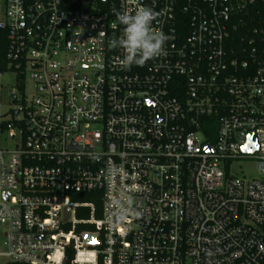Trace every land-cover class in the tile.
I'll return each instance as SVG.
<instances>
[{
  "label": "built area",
  "instance_id": "built-area-1",
  "mask_svg": "<svg viewBox=\"0 0 264 264\" xmlns=\"http://www.w3.org/2000/svg\"><path fill=\"white\" fill-rule=\"evenodd\" d=\"M0 3V256L264 264V26L244 58L226 50L233 16L264 0ZM137 5L167 40L125 66L109 41ZM245 161L259 177L238 175ZM90 192L101 207L75 199Z\"/></svg>",
  "mask_w": 264,
  "mask_h": 264
},
{
  "label": "trees",
  "instance_id": "trees-1",
  "mask_svg": "<svg viewBox=\"0 0 264 264\" xmlns=\"http://www.w3.org/2000/svg\"><path fill=\"white\" fill-rule=\"evenodd\" d=\"M74 3L79 4V0H73ZM264 7L258 4H248L240 12H238L232 18V27L230 24L229 36L226 42V50L230 52L232 56L245 57L246 52H250L253 46L261 45V29L264 26ZM234 26V28H233ZM6 32L4 29L0 28V69L5 65V50H6ZM94 194L99 192H90L76 195L75 199L81 202L94 201L97 207H101V199L98 200L92 198ZM98 216L99 214L96 213ZM78 217L85 218L87 214H78ZM92 227L87 224H79L76 231H90ZM57 254L56 257H58ZM73 258V250L68 248L66 251V259L64 264H75L71 260ZM81 262H91V254H85L83 258L80 259ZM6 264H25L21 262H10L7 261ZM88 264V263H82ZM96 264H102L101 260L98 259Z\"/></svg>",
  "mask_w": 264,
  "mask_h": 264
},
{
  "label": "clouds",
  "instance_id": "clouds-1",
  "mask_svg": "<svg viewBox=\"0 0 264 264\" xmlns=\"http://www.w3.org/2000/svg\"><path fill=\"white\" fill-rule=\"evenodd\" d=\"M155 13L149 7L137 5L115 13V23L122 26V34L109 41L110 47L122 50L125 66L141 65L161 54L167 36L153 28Z\"/></svg>",
  "mask_w": 264,
  "mask_h": 264
},
{
  "label": "rangeland",
  "instance_id": "rangeland-1",
  "mask_svg": "<svg viewBox=\"0 0 264 264\" xmlns=\"http://www.w3.org/2000/svg\"><path fill=\"white\" fill-rule=\"evenodd\" d=\"M3 5L0 3V18L2 17L3 14ZM5 80L10 81L11 78L6 76ZM2 145V143H0V146ZM238 171V175H244L245 177L249 178V177H259V172L257 170V166L256 163L254 161H248V162H243L242 164H240L237 168L236 171ZM4 229V225L0 224V252H5L7 250L6 247V243H5V239L2 236V231ZM7 258L0 256V264H6L7 262Z\"/></svg>",
  "mask_w": 264,
  "mask_h": 264
},
{
  "label": "water",
  "instance_id": "water-1",
  "mask_svg": "<svg viewBox=\"0 0 264 264\" xmlns=\"http://www.w3.org/2000/svg\"><path fill=\"white\" fill-rule=\"evenodd\" d=\"M250 145L253 146V149H252V150H249V149H248ZM255 148H256V145H255V142H254L253 136H252V135H249V136H248V143H247V145L244 147V150H245V151H250V152H252ZM85 239H86V241H88V240H89V236H85Z\"/></svg>",
  "mask_w": 264,
  "mask_h": 264
},
{
  "label": "bare ground",
  "instance_id": "bare-ground-1",
  "mask_svg": "<svg viewBox=\"0 0 264 264\" xmlns=\"http://www.w3.org/2000/svg\"><path fill=\"white\" fill-rule=\"evenodd\" d=\"M58 254V253H57ZM57 254H56V256H57ZM81 261V260H80Z\"/></svg>",
  "mask_w": 264,
  "mask_h": 264
}]
</instances>
